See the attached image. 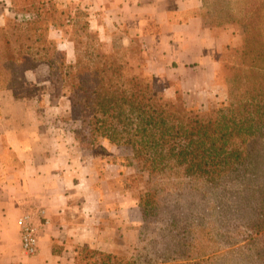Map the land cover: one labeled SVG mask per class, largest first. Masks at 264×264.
I'll use <instances>...</instances> for the list:
<instances>
[{
    "label": "rangeland",
    "instance_id": "obj_1",
    "mask_svg": "<svg viewBox=\"0 0 264 264\" xmlns=\"http://www.w3.org/2000/svg\"><path fill=\"white\" fill-rule=\"evenodd\" d=\"M38 1L41 0H16L13 10L33 11L29 5H36ZM43 1L52 4L50 11L53 10L54 14L49 23H55L54 27L49 26L50 29L46 31L26 33L13 29L14 22L10 14L5 12V6L0 0V27L4 28L11 41L17 39L11 44L14 49L19 44L22 47L28 44L41 48L48 41H51V47L54 46L52 51L51 48L46 53L38 51L33 56L34 60L30 56L13 64L15 72L10 81L12 78L17 87L14 91L16 96L42 94L43 89L36 86V83L42 78V65L39 62L45 56L47 59L52 57L57 63L73 64L74 53L82 60L89 58L86 53L92 56L104 53L117 58L128 77L144 70L145 54L140 45L133 42L125 47L120 45L116 37L111 47L105 46L104 41L100 42L94 29L90 28L89 14L83 3L74 0ZM205 1L203 22L204 26L209 27L218 21L212 15H216L214 9L218 10L220 1ZM86 23L89 28L85 26ZM212 29L214 36L223 41L220 48L211 51L216 63L212 83L205 86L204 72L197 69L187 75L189 91L181 92L184 103L194 109L203 110L208 103L224 99L222 80L216 77L224 61L218 58L226 46L235 47L240 41L241 33L235 25ZM50 31L56 32L57 40L50 38ZM39 33L41 39L36 40ZM26 36L30 38L29 41L25 40ZM68 44L73 48V61L65 58ZM230 61L227 59L226 62ZM175 74L176 72L170 73L171 77ZM153 77V89L166 99H173V90L178 87V81ZM6 78L0 69V85L10 84ZM47 79L52 84L50 89L54 97L64 95L68 99V113L63 115L57 125L71 138L75 154L81 156L85 167L87 166L86 179L82 181L85 186L78 188V192L70 191L69 201L75 206L74 209H65L62 220L58 219L56 225L50 221V225L46 227L50 232L60 229V235L51 236L48 240L50 252L53 249L55 255H52L58 256L57 263L54 264H74V250L78 247L91 251L81 254L79 264L99 263L101 255L107 253L115 256L116 260L122 258L124 262L133 264H264V229L258 233L249 232L246 227V210L235 193L231 192V185L214 188L201 178L183 177L179 171L134 179V175L139 173L136 163L130 164L124 159L131 156V149L118 146L99 151L87 147L80 126L83 113L78 108L71 107L69 88L56 80V73L51 77L48 73ZM49 107L42 105V112H48ZM117 173L121 176H117ZM124 177H127L126 180ZM124 182L129 185L127 191H121ZM138 189L156 191L159 205L154 213L142 216L135 200L136 195H133ZM82 193L88 194L87 202ZM70 225L72 227L68 230ZM166 260L167 262L160 263Z\"/></svg>",
    "mask_w": 264,
    "mask_h": 264
},
{
    "label": "trees",
    "instance_id": "obj_2",
    "mask_svg": "<svg viewBox=\"0 0 264 264\" xmlns=\"http://www.w3.org/2000/svg\"><path fill=\"white\" fill-rule=\"evenodd\" d=\"M200 1L199 14L204 21L206 1ZM219 1L218 10L214 9L216 15H212L218 21L209 28L235 25L241 33L240 41L235 47L226 46L218 58L224 61L216 73L225 89L224 99L208 103L203 110L184 103L181 92L187 90L178 78L173 79L179 83L173 90V99H166L153 89V75L141 70L128 77L120 61L104 53H86V60L74 53L73 64L57 63L45 56L39 64L47 67L50 77L56 73V80L69 88L71 107L83 113L80 126L87 147L99 151L129 147L131 156L124 159L136 163L139 173L134 179L179 171L183 177L201 178L214 188L231 185V192L246 210L247 229L258 233L264 229V0ZM2 2L15 31L41 32L55 25L49 23L54 14L49 2L30 3L33 11L13 10L16 0ZM85 26L89 28L88 23ZM55 33L50 31L49 36L57 40ZM40 39L39 33L36 40ZM25 40L30 38L26 36ZM16 41H11L0 27V69L10 82L8 86L0 85V91L9 90L14 96L17 87L12 78L10 81L15 72L13 64L30 56L34 60L38 51L54 49L51 41L41 48L19 44L14 49L11 44ZM128 188L124 182L121 191ZM133 195L142 216L154 213L159 205L155 190L138 189ZM74 252V264H79L83 252L91 253L83 247ZM51 254L55 255L53 249ZM101 256L99 263L91 264H133L122 258L116 260L109 253Z\"/></svg>",
    "mask_w": 264,
    "mask_h": 264
},
{
    "label": "crops",
    "instance_id": "obj_3",
    "mask_svg": "<svg viewBox=\"0 0 264 264\" xmlns=\"http://www.w3.org/2000/svg\"><path fill=\"white\" fill-rule=\"evenodd\" d=\"M74 1L84 4L90 27L105 46L111 47L117 38L125 47L138 43L145 54L144 70L155 77L178 78L189 91L187 75L198 69L204 72L205 86L212 83L216 63L211 51L223 41L204 26L200 0ZM66 46L65 58L73 61V48ZM40 72V82L35 81L43 89L40 96L16 97L9 90L0 91V264L57 263L48 240L60 235V229L45 228L37 253L27 257L21 252L16 219L35 204L56 225L65 209L75 207L69 201L70 191L85 186L87 166L57 125L68 113V99L51 94L47 67L42 66ZM172 72H176L174 77ZM42 105L50 106L49 111L42 112ZM82 194L88 201V194Z\"/></svg>",
    "mask_w": 264,
    "mask_h": 264
},
{
    "label": "built area",
    "instance_id": "obj_4",
    "mask_svg": "<svg viewBox=\"0 0 264 264\" xmlns=\"http://www.w3.org/2000/svg\"><path fill=\"white\" fill-rule=\"evenodd\" d=\"M21 252L31 257L38 251V240L41 232L50 225L42 206L35 204L24 209L16 219Z\"/></svg>",
    "mask_w": 264,
    "mask_h": 264
}]
</instances>
